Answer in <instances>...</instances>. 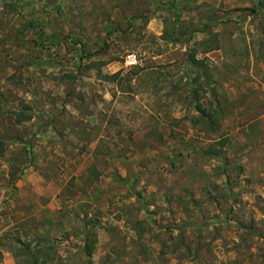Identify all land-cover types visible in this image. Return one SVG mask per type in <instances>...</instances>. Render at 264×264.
Wrapping results in <instances>:
<instances>
[{
    "label": "rangeland",
    "instance_id": "1",
    "mask_svg": "<svg viewBox=\"0 0 264 264\" xmlns=\"http://www.w3.org/2000/svg\"><path fill=\"white\" fill-rule=\"evenodd\" d=\"M0 141V264H264V0H10Z\"/></svg>",
    "mask_w": 264,
    "mask_h": 264
},
{
    "label": "trees",
    "instance_id": "2",
    "mask_svg": "<svg viewBox=\"0 0 264 264\" xmlns=\"http://www.w3.org/2000/svg\"><path fill=\"white\" fill-rule=\"evenodd\" d=\"M9 1L10 0H0V6L8 5ZM25 18L27 19L29 26L36 33L43 32L44 30L47 29L48 25L50 24V18L48 15H45L42 18H40L37 16L36 12L30 13L29 10H28V13H25ZM165 25H166V23H165ZM203 32H204V30H203ZM160 40L165 41L166 43H179L181 41V39L178 38V36L175 34L174 30L168 26L166 27L164 34L160 37ZM81 43L82 42H79V44H81ZM83 57H84L83 55L79 56V63H81L83 61ZM188 63L197 70L202 69L205 65L204 59H198L195 54H189ZM91 65H92V67H95L99 76L103 77V79L108 80V81L115 82L122 75L121 72H118V73L110 75V76H107V75L103 76V74H101V70H100V68H101L100 66L103 64H99L98 62H92ZM136 74H133V75H136ZM205 74H206V72L203 71V73L197 74V76H195V78L193 79V82L199 83L200 89H202L200 81ZM193 95L195 97H199V89H195L193 91ZM195 110L200 115V121L202 123H204L207 126V128L211 129L212 131H215L217 129L218 123L221 119V117H220V115L222 114L221 110L214 108V107H211V108L210 107H204L200 101H197V103L195 105ZM20 116H22L21 113L17 114V117H20ZM28 119H32V118L28 117ZM227 141L228 140L225 139L223 142H221V145L224 146L227 143ZM1 143H2V141H0V144ZM210 155L218 156L219 151L218 150H211ZM86 249H87V254L90 258L93 251H94V242L90 245H87Z\"/></svg>",
    "mask_w": 264,
    "mask_h": 264
},
{
    "label": "built area",
    "instance_id": "3",
    "mask_svg": "<svg viewBox=\"0 0 264 264\" xmlns=\"http://www.w3.org/2000/svg\"><path fill=\"white\" fill-rule=\"evenodd\" d=\"M129 65H135L137 63V59L135 56H129Z\"/></svg>",
    "mask_w": 264,
    "mask_h": 264
}]
</instances>
